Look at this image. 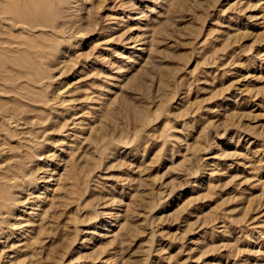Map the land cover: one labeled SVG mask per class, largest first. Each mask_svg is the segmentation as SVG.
<instances>
[{"label": "rangeland", "instance_id": "374dc122", "mask_svg": "<svg viewBox=\"0 0 264 264\" xmlns=\"http://www.w3.org/2000/svg\"><path fill=\"white\" fill-rule=\"evenodd\" d=\"M52 1L0 8V264H264V0Z\"/></svg>", "mask_w": 264, "mask_h": 264}, {"label": "bare ground", "instance_id": "6f19581e", "mask_svg": "<svg viewBox=\"0 0 264 264\" xmlns=\"http://www.w3.org/2000/svg\"><path fill=\"white\" fill-rule=\"evenodd\" d=\"M0 1H1V0H0ZM4 1H5V3L3 2V4H6L7 1H6V0H4ZM45 1H47V0H8V2H7V4L5 5V7H4V5H1V7H2V6L4 7V10H2V8L0 7V8H1V11H2L1 13L3 14L4 18H6L5 15L8 16V19H7V20H4L3 23H9V25H10L11 27H13V28L16 27V22H18L19 19L14 18V15H16V17H17V14L21 16V17H20V22H22L23 19H25V21H26V20H27L26 18H28L30 21H35V20H36V22L40 20L39 23H41V20H43V18H44V16H43V14H44V13H43V9H44V7H45V4L47 3V2H45ZM51 1H52V0H51ZM51 1L49 0L47 4L49 5V4L51 3ZM1 2H2V1H1ZM52 2H53V1H52ZM53 3H54V2H53ZM47 4H46V6H47ZM51 6H52V4H51ZM45 8H46V7H45ZM16 12H17V13H16ZM48 13H49V12H48ZM4 14H5V15H4ZM44 15L46 16V14H44ZM1 16H2V15H1ZM48 17H49V16H48ZM21 18H22V19H21ZM14 19H15V20H14ZM0 20H1V19H0ZM8 20H9V21H8ZM16 20H17V21H16ZM1 21H2V20H1ZM15 21H16V22H15ZM25 21H23L22 23H24ZM42 22H43V21H42ZM44 22H45V21H44ZM44 22H43V23H44ZM3 23H2V24H3ZM25 23H27V22H25ZM39 23H38V24H39ZM43 23H42V24H43ZM44 24H45V23H44ZM3 25H4V24H3ZM3 25H2V26H3ZM5 25L8 26V24H5ZM5 25H4V26H5ZM31 25H33V24L31 23ZM36 25H37V23H36ZM46 25H48V24H46ZM2 26L0 27V30H1ZM50 26H51V25H50ZM32 27H33V26H32ZM20 28H21V27H20ZM26 28H27V26H26ZM37 28H38V27H37ZM10 29H11V28H10ZM18 29H19V28H18ZM27 29H28V28H27ZM34 29H35V28H34ZM40 30H41V29L39 28V30H37V31H39V33H40V32H41ZM44 30H45V29H44ZM44 30L42 29V31H44ZM1 31L4 32L3 29H2ZM25 31H26V30H25ZM28 31H31V29L28 30ZM28 31H27V32H28ZM33 31H35V30H33ZM47 31H48V30H47ZM47 31H46V33H47V35H48V32H47ZM5 32H6V31H5ZM27 32H26V33H27ZM31 32H32V31H31ZM44 32H45V31H44ZM44 32H41L42 34L40 35V37H41L42 39L46 38V35H44V34H45ZM34 33H36V31H35V32H32V36H33ZM39 33H38V34H39ZM43 33H44V34H43ZM51 33H52V32H51ZM57 33H58V32H57ZM1 34H2V33H1ZM6 34H7V33H6ZM30 34H31V33H30ZM38 34H37V36H38ZM53 34L56 35V33H53ZM53 34H52V35H53ZM9 35L11 36L10 33H9ZM49 35H50V34H49ZM52 35H51V36H52ZM57 35H58V34H57ZM5 36H6V35H5ZM32 36L29 35V36H28V40H32V39H33ZM34 36H36V35L34 34ZM37 36H36V37H37ZM44 36H45V37H44ZM0 37H2V36L0 35ZM7 37H8V36H6L5 38H7ZM29 37H31V39H30ZM5 38L2 37V39H3L2 42H5V41H4ZM22 38H24V39L21 40V41L24 43V41H25L26 39H25V37H22ZM50 38H51V39H54L55 37H53V38L50 37ZM50 38H48V39H49L48 41L51 40ZM2 39H0V40H2ZM36 39H37V38H36ZM55 39H57V38H55ZM55 39H54V40H55ZM15 40H17V39H15ZM46 40H47V39H45V41H44L45 43L47 42ZM54 40H53V42H54ZM13 41H14V40H12V43H13ZM32 41H34L33 43L35 44V40L33 39ZM36 41H38V40H36ZM39 41L42 43V40H39ZM137 41H138V40H137ZM10 42H11V41H10ZM18 42L20 43V41H17V43H18ZM53 42H52V43H53ZM56 42H58V40H57ZM56 42H55V44H56ZM0 43H1V42H0ZM25 43H27V42L25 41ZM31 43H32V42H31ZM31 43H29V45H30ZM45 43H44V44L42 43V44L45 45ZM50 43H51V41H50ZM52 43H51L50 45H53ZM58 43H59V42H58ZM36 44H37V42H36ZM38 44H39V43H38ZM38 44H37L36 46H38ZM47 44L49 45V43H46L45 47L47 46ZM138 44H139V43H138ZM26 45H27V44H26ZM32 45H33V44H32ZM32 45H31V46H32ZM39 45H41V44H39ZM57 45H58V44H56V46L53 45L54 47H52V46H47V47H49V48L51 47V50H52V48H53V49H54V48H55V49H58ZM3 46H4V45H3ZM3 46H2V47H3ZM33 47H34V45H33ZM33 47H32V48H33ZM38 47H39V46H38ZM38 47H37V48H38ZM41 47H43V46H41ZM47 47H46V49H47ZM3 48H4V47H3ZM12 48L14 49L15 47H12ZM26 48H27V47H26ZM28 48H29V47H28ZM34 48L36 49V47H34ZM140 48H141V47H140ZM0 49H1V48H0ZM13 49H12V50H13ZM24 49H25V48H24ZM24 49H22V50H24ZM17 50H19V49H17ZM26 50H27V49H26ZM26 50H25V51H26ZM37 50H39V49H37ZM42 50H43V49H42ZM42 50H39L40 53H42V52H41ZM44 50H45V49H44ZM139 50H140V49H139ZM1 51L4 52V50H1ZM9 51H10V50H9ZM13 51H16V50L14 49ZM20 51H21V49L18 51L19 54H20ZM28 51H29L28 53H31L30 50H28ZM31 51H32V53H33L35 50L33 51V50L31 49ZM47 51H48V49H47ZM53 51H54V50H53ZM21 52H24V51H21ZM44 52H45V51H44ZM36 53H37V52H35V54H36ZM50 53L53 54L52 52H50ZM56 53H57V52H56ZM0 54H1V55H0V57H1V56H2V53H0ZM37 54H38V53H37ZM23 55H25V52L22 54V56H21L22 58H23ZM26 55H27V54H26ZM33 55H34V54H32L31 56L33 57ZM28 56H30V54H29ZM28 56H27V57H28ZM34 56H35V55H34ZM40 56H42V55H40ZM21 57H20V58H21ZM32 57H29V58H32ZM9 58L11 59V58H13V57H9ZM14 58H15V57H14ZM25 58H26V57H24V59H25ZM34 58H35V57H33L32 59H34ZM36 58H37V57H36ZM36 58H35V59H36ZM38 58H39V57H38ZM0 59H2V57H1ZM3 59H4V58H3ZM10 59H9V60H10ZM16 59H17V58H16ZM35 59H34V60H35ZM36 60H37V59H36ZM36 60H35V61H36ZM40 60H41V58H39V61H40ZM0 61H1V60H0ZM4 61H5V60H4ZM12 61H13V60H12ZM27 61H28V59H27ZM30 61L32 62L31 59H30ZM30 61H28V62L30 63ZM37 61H38V60H37ZM41 61H42V60H41ZM41 61H40V62H41ZM2 62H3V61H1L0 63H2ZM9 62H10V61H9ZM24 62H26V61H24ZM28 62L25 63L26 66H27V63H28ZM40 62H39V63H40ZM3 63H4V62H3ZM3 63L1 64V66L5 68V66H3ZM6 63H8V62H6ZM11 63H15V64H17L16 61H13V62H11ZM35 63H36V66H37L38 63H37V62H35ZM30 64H32V63H30ZM40 64H41V63H40ZM40 64H38V65L41 66ZM5 65H6V64H5ZM17 65H18V64H17ZM34 65H35V64H34ZM1 66H0V67H1ZM6 66H8V65H6ZM26 66L23 65L24 68L28 69L27 67L29 66V64H28L27 67H26ZM13 67H14V66H13ZM16 67H17V66H16ZM16 67L13 68V69H16ZM23 67L21 68V64H20V65H18V68H17V69H19V68L23 69ZM7 68H8V67H7ZM7 68H6V69H7ZM10 68L12 69V67H10ZM10 68H8V69L11 70ZM38 68H39V67H38ZM6 69H5V70H6ZM32 69H33V68L30 67V70H32ZM36 69H37V67H36ZM9 70H8V72H9ZM0 71H1V69H0ZM6 71H7V70H6ZM11 71H12V70H11ZM11 71H10L9 73H11ZM17 71H18V70H17ZM33 71H34V70H32V72H33ZM2 72H3V70H2ZM2 72H1V73H2ZM8 72H6L7 74H6V76H4V77H5L4 79H6V78L8 79V78H9V76H8ZM29 72H30V71H29ZM32 72H31V73H32ZM35 72H36V71H35ZM13 73H14V71H13ZM13 73L10 74V77L13 75ZM31 73H30V76H28V78H30V77L34 78L33 75H32ZM33 74H34V72H33ZM35 74H36V73H35ZM35 74H34V75H35ZM0 75H3V74H0ZM31 75H32V76H31ZM13 76H14V75H13ZM13 76H12V77H13ZM1 78L3 79V76H1ZM13 78H14V77H13ZM13 78H11V79L13 80ZM28 78H27V79H28ZM11 79H9V80H11ZM25 81H26V80H25ZM30 81H31V80H30ZM33 81L36 82V79H34ZM37 81H38V80H37ZM28 83H31V82L28 81ZM32 84H34V83L32 82ZM35 84H36V83H35ZM34 96H35V95H34ZM28 102H29V101H28ZM28 105H30V104H28ZM0 108H1V111H2V108H3V107H0ZM3 111H4V110H3ZM6 112H8V111H6ZM1 113H2V112H1ZM4 113H5V112H4ZM10 117H12V116H10ZM29 139H33V138L31 137V138H29ZM29 139H28V141H29ZM25 140H27V139H25ZM34 140H35V139H34ZM28 141H27V142H28ZM30 142H31V141H30ZM32 142H33V141H32ZM28 144H29V143H28ZM30 144H31V143H30ZM30 144H29V145H30ZM1 168H3V167H1ZM4 168H5V167H4ZM4 168H3V169H4ZM7 168H8V167H6L5 169H7ZM0 170H2V169H0ZM7 170H8V169H7ZM3 171L6 172L5 170H3ZM9 171H10V170H9ZM6 173H7V172H6ZM7 174H8V173H7ZM3 176H4V177H7L6 175H3ZM14 176H15V175H14ZM8 178H9V177H8ZM0 181H2V180H0ZM6 184H7L8 186L10 185V184H8V183H6ZM1 185H3V183L0 184V186H1ZM7 185H6V188L8 187ZM12 185H13V184H12ZM12 185H10V186H12ZM3 186H5V185H3ZM3 186H1L2 189H3V190L5 189L4 191H6V192L8 193L10 190L8 191V189H6L5 187L3 188ZM1 192L4 193L3 191H0V193H1ZM10 192H12V191H10ZM10 192L8 193V195L10 194V195L12 196V194H11ZM2 193H1V194H2ZM14 193H15V192H14ZM14 193H13V195H14ZM16 193H17V192H16ZM4 194H5V193H4ZM2 195H3V194H2ZM2 195H1V196H2ZM6 195H7V194H5V196H6ZM8 195H7V196H8ZM1 196H0V200H2V199H1L2 197H1ZM5 196H4V199H7V197L5 198ZM16 196H17V195H16ZM16 196H15V198H16ZM10 199H11V197H10ZM7 200H9V197H8ZM13 200H14V199H13ZM16 200H17V199H16ZM16 200H15V201H16ZM10 202H11V201H10ZM10 202H8V205H9ZM15 203H16V202H15ZM0 204H1V203H0ZM2 204H3V201H2ZM2 204H1V205H2ZM5 205L7 206V204H5ZM5 205H4V206H5ZM10 205H14L13 202H12V204H10ZM4 206H3V207H4ZM3 207H2V208H3ZM0 208H1V207H0ZM2 208H1V209H2ZM5 208H6V210H7V207H5ZM8 208L11 209V207H8ZM10 209H9V210H10ZM3 210H5V209H2V211H3ZM2 211H0V212L2 213ZM7 211H8V210H7ZM3 213H4V211H3ZM1 215H2V214H1ZM3 215H5V217H6V214H3ZM1 217H2V216H1ZM1 217H0V218H1ZM10 220H11V219H10ZM2 221H3V220H2ZM2 221L0 220V223H1ZM10 222H11V221H10ZM3 223H4V224L7 223V226H8L9 221H7V222H4V221H3ZM10 225H11V223H10ZM1 226H3V225H1ZM12 226H13V224H12ZM9 227H10V226H9ZM9 227H8V228H9ZM1 228H2V227H1ZM8 228L5 227V229H8ZM3 229H4V228H3ZM9 229H10V228H9ZM14 230H16V229H14ZM9 231H10V230H9ZM10 232H11V231H10ZM13 232H14V231H13ZM13 232H12V233H13ZM0 233H1V232H0ZM0 239H1V238H0Z\"/></svg>", "mask_w": 264, "mask_h": 264}]
</instances>
